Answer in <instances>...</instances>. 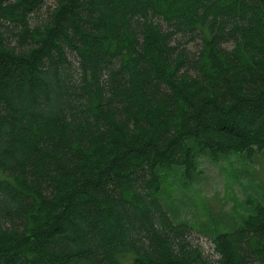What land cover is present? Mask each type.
I'll use <instances>...</instances> for the list:
<instances>
[{
  "label": "trees",
  "instance_id": "trees-1",
  "mask_svg": "<svg viewBox=\"0 0 264 264\" xmlns=\"http://www.w3.org/2000/svg\"><path fill=\"white\" fill-rule=\"evenodd\" d=\"M47 1L0 0V264H264V205L213 263L166 207L264 148V0Z\"/></svg>",
  "mask_w": 264,
  "mask_h": 264
},
{
  "label": "rangeland",
  "instance_id": "rangeland-1",
  "mask_svg": "<svg viewBox=\"0 0 264 264\" xmlns=\"http://www.w3.org/2000/svg\"><path fill=\"white\" fill-rule=\"evenodd\" d=\"M54 3L48 0L46 5L53 7ZM179 42L191 54L198 46V41L189 42L187 38ZM71 61L75 63L73 58ZM199 163L200 174L192 181L185 180V186L175 185L166 207L174 219L191 225L190 241L213 263L217 259L213 232L205 227L219 221L223 230H232L240 217L257 204L264 205V148L252 147L239 154L220 156L216 161L205 156ZM123 259L129 262L133 258Z\"/></svg>",
  "mask_w": 264,
  "mask_h": 264
}]
</instances>
